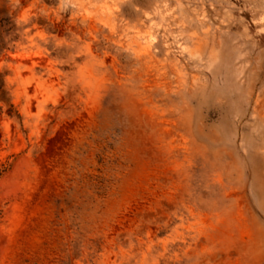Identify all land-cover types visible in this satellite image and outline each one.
<instances>
[{
    "label": "rangeland",
    "instance_id": "374dc122",
    "mask_svg": "<svg viewBox=\"0 0 264 264\" xmlns=\"http://www.w3.org/2000/svg\"><path fill=\"white\" fill-rule=\"evenodd\" d=\"M0 264H264V0H0Z\"/></svg>",
    "mask_w": 264,
    "mask_h": 264
},
{
    "label": "trees",
    "instance_id": "16d2710c",
    "mask_svg": "<svg viewBox=\"0 0 264 264\" xmlns=\"http://www.w3.org/2000/svg\"><path fill=\"white\" fill-rule=\"evenodd\" d=\"M9 19L4 18L0 19V33L3 32V29L8 25ZM6 93L4 91V75L0 72V100L5 101Z\"/></svg>",
    "mask_w": 264,
    "mask_h": 264
}]
</instances>
